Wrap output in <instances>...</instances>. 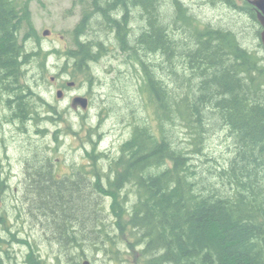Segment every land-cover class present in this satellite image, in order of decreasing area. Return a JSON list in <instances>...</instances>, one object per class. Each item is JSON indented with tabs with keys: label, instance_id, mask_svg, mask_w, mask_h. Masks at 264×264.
<instances>
[{
	"label": "trees",
	"instance_id": "obj_1",
	"mask_svg": "<svg viewBox=\"0 0 264 264\" xmlns=\"http://www.w3.org/2000/svg\"><path fill=\"white\" fill-rule=\"evenodd\" d=\"M74 2H86V12L96 15L90 25L97 31L92 34L94 47L72 52L84 58L83 63L78 60L79 72L89 73L91 62L100 59L97 44L103 34L98 31L108 25L137 67L145 111L138 121H129L131 134L119 155L97 146L103 136L97 132L89 153L85 146L86 159L94 165H73L71 176L55 179L51 155L26 159L20 172L24 180L14 185L17 192L24 190L15 198L16 209L24 197L33 216L26 215L42 224L65 252L51 261L32 241L11 233L0 216L13 239L29 247L27 264H83L81 259L89 256L84 250L91 249L123 264L129 263V247L137 246L138 264H264V65L232 33H204L185 0ZM121 13L126 15L116 20ZM85 28L80 22L75 38ZM34 36L39 41L28 6L22 0H0V86L17 84L16 91L6 89L5 95L23 91L13 109L18 104L31 112L47 106L39 87L50 53L42 54L39 47L23 51L25 41ZM35 60L43 70L39 78L30 75ZM165 62L176 67L171 70L176 73L173 82L168 77L172 74L164 71ZM211 114L232 149L222 161L210 157L216 162L204 167L194 155H205L203 134ZM105 160L106 166L101 163ZM10 173L0 167L2 197L15 189L5 181ZM3 241L9 242L0 237Z\"/></svg>",
	"mask_w": 264,
	"mask_h": 264
},
{
	"label": "rangeland",
	"instance_id": "obj_2",
	"mask_svg": "<svg viewBox=\"0 0 264 264\" xmlns=\"http://www.w3.org/2000/svg\"><path fill=\"white\" fill-rule=\"evenodd\" d=\"M185 1H187L188 4L192 6V11L199 14V16H201V19L203 20L206 19L204 18L205 14H207L208 17L212 19L215 15H217L214 18V20L216 21L220 18V13L224 14V10L204 7L202 5L203 0ZM22 2L28 6L31 12V23L36 29L39 40H41L44 44L42 54L46 53V51H49L50 55V49H52V47L54 46L71 45V40L75 39L76 37L74 33V27L76 26L81 13L78 7L75 8L74 6H72V0H22ZM46 30L51 31V34L44 35V31ZM61 36L63 37V39H61ZM33 41L29 43V49L34 47L35 43H38L35 36L33 38ZM110 60L111 59L108 58V62L104 61L100 64L99 77L101 78V80L95 81L96 84L94 85V89L96 90V97H94V105L90 109V116L86 113H82L79 114L78 117L72 118L69 115V112H66L64 110L63 112H59V114L54 113L55 119H52L53 121L47 122L46 124L43 123L41 127H34V129H32L31 136L29 134V136H21V132L16 131L15 128L11 126L7 127L6 125L3 127L0 125V167H4L7 171L11 172V186H14L16 184L21 185V180H24L23 175L21 177L19 176L28 157L30 158L32 156L34 157L37 155H43L41 152L34 155L33 152L36 153L35 150H40L42 148V145L44 144V139L48 137H45L42 134L44 129L48 130L49 135L53 133L56 129V123H54V121L57 120L60 121L59 123L63 122V130L68 129L69 131V122H66L65 124L64 121L69 120L70 118L71 120L73 119V122L77 121L74 127L72 126V131L77 130L76 134H73L72 132V137L64 140L63 142V144L67 147L66 149L68 150H61V152L55 151L51 155L54 165L53 168H55L57 171H59L60 169L70 170L72 164L76 167L77 164H82L85 167L94 165L91 159H86L85 146L87 145L89 151H91L93 145V137L95 136L98 139V136H96L97 132H101L103 134V136H101V140H98L97 146L100 145L101 150H108L109 154L111 155H119L121 142L125 141L128 135L131 134V132L127 131L132 130L131 126L130 128L126 126L128 120H132V118L137 115V117H135L134 119V122L138 121V115L144 113L145 110L144 108H142V96L139 91L138 77L136 76L134 69L130 67V65L127 66L124 62H122V68H118L119 64L116 61L109 63ZM47 63L49 65L48 59ZM34 64L36 69L41 70L38 60H35ZM50 64H53L56 67L55 58H52L50 60ZM110 66L115 68V71H112V73L107 71V68L109 69ZM163 66L164 71H167L166 74L171 70L176 69L175 65L172 64V62H165ZM118 69L123 70L120 76L118 73ZM38 70H35L36 74L38 73ZM178 71L181 74L183 72L181 68H178ZM47 72L49 71H46L45 74ZM52 74L53 72L48 73L45 76V82L40 81V83L46 84L44 86L53 87L51 89L54 92L50 89L49 91H47L43 85H41L39 88L44 93L47 100L50 101L51 99V102L57 104L60 102V99H58L56 96V84H52L51 81ZM36 77L39 78V75ZM168 77H170L171 80L172 77ZM75 80L79 82V84L80 82L84 81L81 76L75 78L74 81ZM171 82L173 81L171 80ZM14 86H16V84L12 83L11 87ZM3 91H5V89H3ZM70 99L71 98L67 97L62 103H70ZM135 103H137V108H134ZM2 104L3 103L1 102L0 107L2 106ZM22 108L25 109V113H31L30 109L26 108V106L22 105ZM211 115L212 121L209 120L208 126L206 127L208 129L203 134L205 155H194L200 158L201 161L199 164L204 165V167H207L210 162H216L215 160H210V157H213L218 161H222L221 158L225 155H230V150L232 149V146L230 147V144H226V141L224 140L226 132H223L224 128H220L221 126H218L219 123H217L216 115ZM86 116L90 117L89 122H86V119L88 118ZM100 119H102V123L99 125ZM92 125L94 128L92 129V131L94 132L93 134L90 129ZM177 129L185 132L187 131L181 126H179ZM183 133L184 132H182V134ZM88 136L89 138H87ZM3 137H5L4 140L2 139ZM52 139L53 137L51 134V140ZM88 141L89 144H87ZM23 153L29 155H23ZM70 153H72V155H70ZM221 161L220 163H222ZM101 163L106 166L107 160ZM29 172L30 171L26 169V173L29 174ZM18 179L19 181L17 182ZM12 188L15 189H11L12 191L10 190L7 194H4V197H2V194L0 193V197L2 199V205L0 206V216H3L7 219L6 225L11 227V233H16L17 237V232H19V237H25L32 241L33 246L37 248L43 255H46L49 259H51V261L56 259L55 257L57 253L65 254V252L59 245H56V243L51 241L50 232L47 231V229H45L42 224L33 221L32 217L26 215L28 212L30 216H33L30 206L31 204L29 202H26V200H24V197L22 198L23 205L19 203V207L16 209L15 198L17 196L22 197V195L24 194V190L23 192H17V186H14ZM19 212L20 214L22 213V216L17 215ZM108 217L111 218L110 216ZM23 219H25V222H22ZM6 225L0 223V237L2 239H6L10 243L5 241L0 243V264H27V262L25 261V254L29 247L25 244L17 243L16 238L14 240L10 232L6 229ZM124 237H130V235ZM126 242L125 245H122V247L125 248L126 246L127 248ZM4 249H10V252H4ZM140 249V246H137L135 248L129 247V250L131 251L128 252L127 255H125V257L128 258L129 263L124 262L123 264H138V252ZM84 251H86L85 253L89 255L88 258L89 260H91V264H120L118 261L116 262L108 260L104 254H101L94 249ZM75 261H77V259H75ZM81 262H83V259H81ZM55 264L75 263L73 260H63L60 263L58 262Z\"/></svg>",
	"mask_w": 264,
	"mask_h": 264
},
{
	"label": "flooded vegetation",
	"instance_id": "obj_3",
	"mask_svg": "<svg viewBox=\"0 0 264 264\" xmlns=\"http://www.w3.org/2000/svg\"><path fill=\"white\" fill-rule=\"evenodd\" d=\"M85 3L84 2L76 3L74 2V0H72V6H74L75 8L78 7L81 12V13L79 12L80 17L76 26L74 27V30L77 28V25H79L80 22L86 26L84 31L81 32L80 38L71 40V45H65V46L59 45V46H54L52 47V49H50L51 54L49 55V61H48L50 65L48 69L49 72H47L46 74L44 72V74L46 76L48 73L53 72V74L51 75L52 76L51 81L52 84H56L55 85V88H57L56 96L58 99H60V102L56 104L51 102L52 100L50 99L49 101L50 106H46L45 109L43 110L45 116L48 114L50 115L49 112L55 111L56 114H59V112H63V110L69 112V115L72 118L78 117V115L82 113H86L89 115L90 109L94 105V96L96 92V90L94 89V85L96 84L95 81L101 80V78L99 77L100 64L104 61L108 62V58H110L111 60L109 61V63L116 61L119 64L118 68H120L122 62L126 63V60L129 61L127 55L123 51V47L121 45H118L117 34L114 32L110 33L109 26L104 24L102 26L104 27L105 31L104 32L98 31L99 35L102 36L103 34L102 40H100L99 43L97 44V53H99L98 55L100 56V59L97 62L94 61L91 62V66L90 68H88L89 73L87 71L79 72L81 70L80 65L82 64L78 60L82 61L83 59L84 61V58L81 56L72 55V52L76 51L74 48L75 41H79V43L82 44L88 41L86 44L87 45L86 48L88 47L89 44L94 47V43H93L94 37L92 36V34L95 35V32H97L96 30L90 28V25H92L91 21L93 20V17L96 15H93L94 13L89 15L88 12H86V9H84ZM202 5L204 7H210L212 9L224 10V14L220 13L221 16L219 15L220 18L217 21L214 20V18L217 15H215L212 19L208 17L207 14H205L204 18L206 19L203 20L201 19V16H199V14L192 11L195 14L194 15V18H196L195 20L199 22V24L201 25L200 29L204 33H210L211 31H215V30H217L218 32L224 30L225 32L232 33L236 37L238 43H240L242 49L252 54V56L256 57L259 60V63L264 65V16L263 14H260V10L256 6H254L250 2V0H203ZM190 8L191 10H193L191 5ZM121 14L115 17V19L116 20L121 19L126 15L125 13H121ZM209 21L212 22L216 21V22L212 23ZM87 26H89V30ZM50 34L51 31H49L48 35ZM191 34L193 33L191 32ZM23 36H24V32H20L21 40L23 39ZM33 38L34 37H31L29 40L25 41V44L28 48H29V43L33 41ZM61 39H63L62 36ZM37 42L38 43L37 44L35 43L34 47H38V46H40L41 48L44 47V44L42 43L41 40L39 41L37 40ZM136 43L138 44V38H136ZM99 44H101V46ZM95 50L96 49H93V52ZM84 51L82 52L80 51V52L83 53ZM52 58H55L56 67L53 64H50V60ZM107 71L112 73V71H115V68L110 66L109 69L107 68ZM119 72H121V70H119ZM7 75L8 74L5 73L3 74L4 77ZM80 76L82 77V79H84V81L80 82L79 84V82H77L76 80L74 81V79ZM44 85L46 84H43V86ZM44 88L47 91H49V89L53 91L51 89L53 87L51 86L50 87L44 86ZM0 89L2 91L1 95L3 98L9 96L8 93L7 95H5V91L6 89H10L11 91L10 84L8 85L4 84L3 87L0 86ZM3 89H5V91H3ZM58 93L60 94V96H58ZM67 97L71 98L70 99L71 102L70 103L68 102L67 104H64L65 102L62 103L63 101H65ZM77 97H84L87 99L88 104L86 108H83L79 104V102L74 103V98ZM13 106L14 104L11 103L10 100L3 102L2 106L0 107L1 126L4 127L6 125L7 127L9 126L15 127L16 124H19L15 122L16 120L20 121V119H16L14 117ZM89 116H86L88 117L86 119V122H89L90 119ZM52 119H55V117H53ZM59 122H60L59 120L54 121V123H56V129L53 133H51L53 137L52 140H51V134L49 135L48 130L44 129L45 132L43 133V135L45 137L47 136L48 137L44 139V144L42 145L43 155H52V153L55 151L61 152V150L63 151L68 150L66 149L67 147L63 144V142L64 140H67L68 138L72 137L71 134L72 132L73 134H76L77 132L76 129H75L76 131H72L77 121L73 122V119L71 120V118L69 120L64 121L65 124L66 122H69L68 126L70 128V131L68 129L63 130L62 128L63 122L62 123ZM24 123H26L27 126L28 121L22 120V124ZM87 138H89V136ZM2 139L4 140L5 137H3ZM88 143L89 141L87 142V144ZM86 150L87 153H89L88 152L89 149L87 146H86ZM23 155H29V154L23 153ZM70 155H72V153H70ZM72 166L73 164L71 165L70 170L60 169L59 171H57L55 168H53L55 172V179H62L63 177L65 178L71 176L73 174ZM1 168L3 169V171H6L4 167ZM9 179L10 177L6 178L5 181L10 182Z\"/></svg>",
	"mask_w": 264,
	"mask_h": 264
},
{
	"label": "bare ground",
	"instance_id": "obj_4",
	"mask_svg": "<svg viewBox=\"0 0 264 264\" xmlns=\"http://www.w3.org/2000/svg\"><path fill=\"white\" fill-rule=\"evenodd\" d=\"M188 3V2H187ZM88 30H89V26H88ZM80 36L81 35H79L78 36V38H75V39H79L80 38ZM88 42V41H87ZM87 42H84L83 44L82 43H79V41H75V45H74V48H75V50H76V52H82V51H84V50H86V44H87ZM39 48H41L40 46H38ZM37 47V48H38ZM23 51L24 52H27V46H26V44H23ZM34 64V63H33ZM127 66L128 65H130V67H132L133 69H134V72L136 73V76L138 77V75H137V67H136V65L135 64H133V62H129V61H127L126 60V63H125ZM48 66H50V65H48ZM41 68V67H40ZM49 68V67H48ZM120 68H122V67H120ZM35 70H38V69H36V67H35V64H34V69H33V71L31 72V75L32 74H36L35 73ZM128 70H129V68H128ZM43 70H42V68H41V70H38V73L36 74V76H38L39 75V73H41ZM122 71L123 70H121V72H118L119 73V76L122 74ZM169 73H171L172 75H170L172 78H171V80L173 81V79L175 80L176 79V73L174 74V72H172V71H170ZM26 77L28 78L29 76H28V74H27V72H26ZM24 80H25V77L23 76L22 77ZM38 78V77H37ZM178 81V80H177ZM17 87V84H16V86H14V87H11L10 86V88H11V90H15V88ZM138 87V86H137ZM16 91V90H15ZM21 93H23V91H21V92H17V93H14L13 92V94H11V95H9V96H7L6 98H3L2 97V91H1V89H0V105H1V102L3 103V102H6L7 100H10L11 101V103H13L14 101H15V97H18ZM25 94V97L27 98V93H24ZM94 97H96V92H95V96ZM29 98H36V97H29ZM42 100H43V98H41ZM37 101V100H36ZM43 101H45L44 103L47 105V106H50V103H49V101L44 97V100ZM110 102V101H109ZM136 104L137 103H135V107L134 108H137V106H136ZM15 109H13V114H14V117L16 118V119H20V121H18V120H16L15 122L16 123H19V124H16L15 125V127H13V128H15V130L16 131H19V132H21V136H31V133H32V129H34V127H41V125L44 123V124H46L47 122H50V121H53L52 120V118L53 117H55V115H54V113H56L55 111H52V112H49L50 113V115L48 114V115H44V112H43V110L45 109V106L44 105H40V108H39V111H38V109H36L34 112H31V113H29V114H27L26 115V113H25V109L24 110H21V109H23V108H20V106H18V104L16 105L15 104ZM136 110V109H135ZM54 115V116H53ZM134 116V115H133ZM135 117H137V115L136 116H134L133 118H132V120H134L135 119ZM25 119H27V120H25ZM22 120L23 121H28V123H27V125L28 126H26V124H22ZM29 120H31L32 121V123L31 122H29ZM130 120H128V123H127V125L126 126H128V128H130V126H131V124H130V122H129ZM123 123H124V121H123ZM97 125H98V123H97ZM91 128H93V125L91 126ZM91 131H92V129H91ZM128 132H131L130 130H127ZM126 131V132H127ZM44 133V131L42 132V134ZM94 132L92 131V134H93ZM29 134V135H28ZM129 136V135H128ZM127 139V138H126ZM122 143H123V141L121 142V145H122ZM120 145V146H121ZM42 149V148H41ZM19 177H21V175L19 176ZM10 178H12L11 177V173H10ZM18 182V181H17ZM17 206L19 207V205L17 204ZM84 259H87V258H84ZM83 259V260H84ZM88 261H90L89 260V258L87 259ZM91 262V261H90Z\"/></svg>",
	"mask_w": 264,
	"mask_h": 264
},
{
	"label": "water",
	"instance_id": "obj_5",
	"mask_svg": "<svg viewBox=\"0 0 264 264\" xmlns=\"http://www.w3.org/2000/svg\"><path fill=\"white\" fill-rule=\"evenodd\" d=\"M250 2L256 6L259 10H260V14H263L264 16V0H250ZM49 33V30L44 31V35H47ZM58 96H60V94L58 93ZM79 102V104L83 107L86 108L87 107V99L84 97H77L74 98V103ZM1 199H0V206H1ZM83 264H90V262L88 260H84Z\"/></svg>",
	"mask_w": 264,
	"mask_h": 264
}]
</instances>
